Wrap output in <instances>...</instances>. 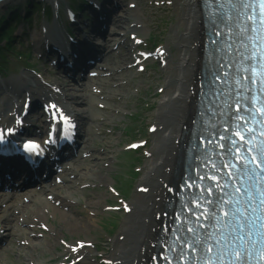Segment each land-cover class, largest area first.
Segmentation results:
<instances>
[{"label":"bare ground","instance_id":"6f19581e","mask_svg":"<svg viewBox=\"0 0 264 264\" xmlns=\"http://www.w3.org/2000/svg\"><path fill=\"white\" fill-rule=\"evenodd\" d=\"M8 1L0 0V8ZM121 4L123 12L115 18V25L102 42V48L108 52L102 66L103 77L77 83L72 82L60 71H57V75L52 79L40 72H23L16 78L0 81L2 93L0 124L11 120L10 112L14 109L20 110L27 96L44 97L46 105L50 101H57L76 123L78 135L84 146L81 153H89L85 158H81L80 153L66 166L64 172L57 176L58 179L56 177L38 189L13 194L0 193V230L7 231L8 236L5 239L12 243L14 236L17 243L22 237L21 239L28 240L26 245L32 248L31 252L23 253L21 246H12L17 257H23L21 264H46L36 261L35 252L41 250L52 253L57 247L58 239L46 234L45 239L35 240L27 228L18 227L20 223L27 226L42 225L49 221L52 213L53 221L57 218L54 216L60 215L61 220L57 229L61 233L67 231L76 235L86 234L94 227L95 220L92 216L98 213L103 198L99 196L96 197L97 200H93L94 197L91 196L84 205L86 208L90 207L88 210L72 208L75 203H80L76 201L79 199L76 198L75 192L83 185L95 184L99 178L100 182L107 180L101 173L111 168L113 156L110 154L114 153L115 143L102 136L104 134L102 126L107 120H112L117 113L125 112L126 106H122L123 88L129 86L135 76L126 72L125 68L129 64L136 65L138 60L143 59L138 55L132 56L129 48L138 44L144 27L150 28L155 20L154 10H148L147 16L140 19L134 15L138 12L137 8L125 6L123 2ZM182 16L187 24L186 30L179 36V47L172 50L168 44L165 52L156 54L163 64L162 72L171 68L177 70V75L169 76L167 81V88L176 86V90L174 93L165 92L153 123L156 131L162 132L163 135L159 143L154 145L155 154L152 153L151 166L145 167L138 181L139 188L146 189L143 201L129 202V219L124 221L123 227L113 240V250L107 256L109 264H153L158 242L172 216L170 203L177 197L180 177L184 170L204 63V20L200 0H186ZM79 21L81 18L78 15L72 18L74 25ZM120 26L121 29L118 28ZM116 32L121 34L116 39L112 38V34ZM129 38L134 39L133 43L126 44ZM120 44L127 47L128 53L113 56L114 49ZM140 76L155 79L151 73H143ZM161 77L159 74L156 78ZM155 86L153 83V87ZM4 95L6 96L2 97ZM102 100L113 101V104H106ZM36 117L35 113H30L28 118L34 120ZM37 122L41 126V131L44 132L43 129L48 131V122L41 119ZM98 137L103 147L95 148L93 143ZM85 240L81 241L83 243L81 247L71 242L64 248L74 254L73 262L66 264H88L92 261L91 249L86 246ZM4 245L6 243L0 246V264H5L1 252L6 251L8 245L6 247Z\"/></svg>","mask_w":264,"mask_h":264},{"label":"rangeland","instance_id":"374dc122","mask_svg":"<svg viewBox=\"0 0 264 264\" xmlns=\"http://www.w3.org/2000/svg\"><path fill=\"white\" fill-rule=\"evenodd\" d=\"M127 1L138 2V0ZM149 1L151 0H146L145 3H141V6L144 8H149V6H151L156 10V13L154 15L155 20L153 22H156L157 25H154L151 31L147 29L144 30L143 37L145 39V42L143 43V45H150L154 48L153 41L155 40L156 43H159L158 47H160L161 45L165 47L167 46V44H169L171 48L179 47V36L183 31L186 30L187 24L186 20L182 16V8L186 0H153L156 8L153 7V5H150ZM162 3L166 7L160 10L157 9L158 5L160 4L159 6H161ZM148 10H146L145 12H139L140 14H143H141L142 17H146ZM1 11L2 9H0V12ZM36 15L37 13H34L32 15V26L29 27V29L31 28L32 30V34H34V30L37 29L35 24L37 20ZM25 27L26 26L24 25L23 28ZM15 31H18V29ZM31 40L33 42V39H28L29 42H31ZM14 48L15 51L11 52L10 55H8L10 65L13 68L12 71H14V74L11 73L9 77H15L20 71L32 72L31 69H26L22 66V64L36 65L35 59L31 58L33 53L30 51H26L29 52L28 58H26L25 56L20 57L17 53L20 47L18 45H15ZM157 68V70L154 68L148 70L149 73H152L155 76V79H146L145 76H140L143 74H140L138 77L134 78L132 82L129 83V86L123 88L124 102L122 106H126L125 112L127 113H117L116 116L113 117L111 122H109L108 124L104 123L102 126L104 132H106V130L112 131L111 133L106 132L107 135H103V137L108 138V140L111 139L112 142L115 143L113 145L115 154L114 156L113 154H110L114 157V161L112 162L113 165L111 166V169L109 171L103 170L101 173V176H106L107 180L104 179L103 182H100L101 178H99V181L95 182V184H87L88 186H84V188L80 187V189L75 192V196H77L76 198L79 199L76 201H79L80 203H75L72 208L88 210L90 209V207L86 208V206L84 205L91 196L94 197L93 200H97L99 196L103 198V201H101L102 206L99 207V210H97L98 214L96 216H92V218L95 220L93 229H91L86 234L80 233L76 235L74 233H68L67 231H62L61 233L57 229V226L59 227V222L61 220L60 215L54 216V218H57L56 221H53V214L50 213V220L46 222V225L47 227L52 228L53 234H50L49 236L52 238L55 236L58 239L57 247L53 250L52 253H45L44 249V252H41V250H37L35 252L37 254L36 261L46 260L55 262L59 259H63L67 254V252L64 250L66 245L64 240L76 243L78 240H85L92 237L94 241L89 244V248L92 249L94 254V256H92L91 264H100L99 261H103L104 257L107 258V256H109V254L112 252L114 247V238H116L117 234L119 233V229L123 227L124 221L126 219H129V213L127 214L126 208H124V202L143 201L144 192L139 190L138 181L143 175L145 167L151 166L153 162L151 158L152 153L153 155L155 154L153 151L154 145L159 143V140L163 135L162 132L151 131L150 126L154 122L156 113L158 111V106L161 100L165 97V92L170 91L168 93H174V91L176 90V86L167 88V81L169 79V76L177 75V70H173L171 68L166 72H162L160 66H158ZM41 71L45 72L46 68L41 67ZM131 71L128 70V72L131 73L136 72V68L131 69ZM159 74L162 75L161 79L156 78ZM153 83H155V87H153ZM135 86L139 87L136 94H134L136 90ZM162 86L166 87L164 93L156 96L155 93ZM146 102L148 104L147 110L145 106ZM132 111H137L138 114L143 115L135 116V124L128 125L123 122V119L126 118L127 114ZM141 127L142 129L140 132L138 129ZM127 128L129 130V133H126L128 131ZM140 139L147 140V143L142 149L137 151V154L135 155L137 157H133V154L121 153L124 150H129L127 148L132 147V145L134 144V140ZM94 142H96L95 144H97V147H103V144L100 141V137L96 138ZM137 169H139L141 174H137V172H135V170ZM113 176L118 178V181H125L126 187L122 189L118 182L113 181ZM113 184L118 186L119 189H117L120 194L113 190ZM122 197H124L125 199H123ZM108 206H111V208H109ZM117 207L120 208V212L109 211V209L116 210ZM19 227L27 228L29 232H32L34 234L33 237L35 238V240H39V238L42 237L39 236V234L45 233V231H43V228L41 227H30L23 223H20ZM26 237L28 238V236ZM21 238L22 237H20V242L18 241L16 243V238L13 237V242H9L8 246H4H7V250H3L1 252V257H3L5 264H21V260L23 259V257H17V254L14 251V247L12 246H21V250L23 251V253L31 252L32 248L23 244L24 242L26 243L27 240ZM123 244L125 245L126 242L124 241ZM98 256L99 258L100 256H103V258L99 260Z\"/></svg>","mask_w":264,"mask_h":264},{"label":"snow or ice","instance_id":"6c2138e0","mask_svg":"<svg viewBox=\"0 0 264 264\" xmlns=\"http://www.w3.org/2000/svg\"><path fill=\"white\" fill-rule=\"evenodd\" d=\"M261 5L264 6V0H261ZM49 107L55 108L56 106L54 104H52V105H49ZM60 119L63 120V121H65V122H68L69 121V117L66 116V115H61L60 116ZM68 126L70 127L71 125L69 124ZM8 131L11 132L12 129H8ZM236 135L239 136L241 140L244 139V137H243V135L241 133L237 132ZM262 135H264V133H262ZM0 139H3V137L0 136ZM25 147L26 148H35L36 145H35V142L29 141V142H27L25 144ZM262 157H264V152H261L260 153V157H253V161L255 162L258 159H261ZM261 163H264V160H261ZM256 167L257 168H260L261 167V164L260 163H257L256 164ZM262 178H264V176H262ZM212 179L215 180L216 177H212ZM262 187H264V186H262ZM142 190H146V189H142ZM236 191L237 192H240L241 190L239 188H237ZM260 197L261 198H260L259 203H260L261 209L264 210V191L261 192ZM229 206H231V204H229ZM261 227L264 228V225H261ZM188 231L189 232H193L194 230L193 229H188ZM196 239L198 240L199 237H196ZM73 250H75V249H73ZM192 251H197V249L193 248ZM208 251H212V249H208Z\"/></svg>","mask_w":264,"mask_h":264},{"label":"trees","instance_id":"16d2710c","mask_svg":"<svg viewBox=\"0 0 264 264\" xmlns=\"http://www.w3.org/2000/svg\"><path fill=\"white\" fill-rule=\"evenodd\" d=\"M7 46L9 47V44H7Z\"/></svg>","mask_w":264,"mask_h":264}]
</instances>
